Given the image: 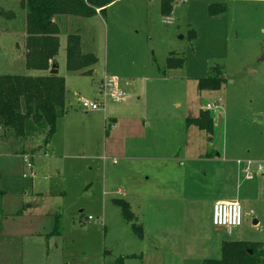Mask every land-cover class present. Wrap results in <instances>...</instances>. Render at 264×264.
<instances>
[{
    "label": "rangeland",
    "instance_id": "1",
    "mask_svg": "<svg viewBox=\"0 0 264 264\" xmlns=\"http://www.w3.org/2000/svg\"><path fill=\"white\" fill-rule=\"evenodd\" d=\"M162 1L117 0L103 14L56 17L66 113L52 140L38 135L24 155L0 142V264H204L222 258L224 241H264V173L256 171L264 166V0H226L225 13L207 15L210 32L203 22L212 0H167L169 15ZM0 10V75H44L24 65L25 4L0 0ZM70 33L97 58L91 74L68 70ZM217 64L226 83L201 91ZM107 79L126 93L121 103L99 93ZM82 98L102 106L86 111ZM201 109L214 118L212 140L187 125ZM220 144L228 155L206 158ZM249 160L253 179L242 173ZM163 174L170 185L158 192ZM219 178L242 206V225L231 234L213 224ZM121 198L131 199L142 237L115 204ZM58 219L62 233L53 235Z\"/></svg>",
    "mask_w": 264,
    "mask_h": 264
},
{
    "label": "trees",
    "instance_id": "2",
    "mask_svg": "<svg viewBox=\"0 0 264 264\" xmlns=\"http://www.w3.org/2000/svg\"><path fill=\"white\" fill-rule=\"evenodd\" d=\"M27 12L26 22V57L25 64L29 69L47 71L51 69L60 48V27L56 17L71 14L84 18L98 13L103 14L115 0H22ZM221 5V6H220ZM174 4L162 1V12L169 15ZM224 4L211 3L210 15L225 12ZM2 11V10H0ZM196 37V33L192 35ZM67 67L70 72L91 74L87 67L94 65L97 58L84 54L81 50V36L75 33L67 37ZM169 65L173 66L172 58ZM220 65H213L210 75L199 81L201 91H213L222 88L226 79L222 77ZM66 113V83L59 74L28 76L19 74L0 75V142L5 141L12 152L25 154V146L38 135H45L44 143L50 142L57 128V121ZM188 125H196L211 135L213 118L210 113L201 109L198 117L188 118ZM28 142V143H27ZM17 146L19 149H17ZM3 192L0 191V199ZM123 217L132 223L138 236H143V228L134 223V215L129 202L116 200ZM0 213L2 206L0 203ZM61 223L55 222L53 235L62 233ZM114 264H123L118 259ZM204 264H264V241L251 243L245 241H225L222 244V258L208 259Z\"/></svg>",
    "mask_w": 264,
    "mask_h": 264
},
{
    "label": "built area",
    "instance_id": "3",
    "mask_svg": "<svg viewBox=\"0 0 264 264\" xmlns=\"http://www.w3.org/2000/svg\"><path fill=\"white\" fill-rule=\"evenodd\" d=\"M185 1V0H181ZM99 92L106 99H111L113 102L121 103L126 97V93L121 91L117 84L113 80H104L101 84ZM221 101L219 100L215 103H207L205 105L206 110H211L212 108H218L221 106ZM82 108L86 111L98 110L102 103L98 101H91L85 98L80 100ZM264 161V160H263ZM239 165H243L244 162L239 160ZM252 161H246L243 166L242 171H244L247 179H253L252 174ZM27 166L32 168L33 164L27 160ZM264 166L259 163L256 171L258 173H263ZM213 224L217 227H224L227 229L228 233L231 234L233 230L242 225V206L238 201H218L213 206Z\"/></svg>",
    "mask_w": 264,
    "mask_h": 264
},
{
    "label": "crops",
    "instance_id": "4",
    "mask_svg": "<svg viewBox=\"0 0 264 264\" xmlns=\"http://www.w3.org/2000/svg\"><path fill=\"white\" fill-rule=\"evenodd\" d=\"M115 1H117V0H115ZM213 2H215V3H217V4H224L225 6H226V0H212V3ZM211 4V3H210ZM210 4H209V6H210ZM209 6H207L208 7V9H206L207 11H206V13H205V17L206 18H204V24H205V29H204V31H208V32H210V31H213V28L211 27V24L213 23L209 18H207L208 16H210L211 18H214L213 17V15H210V13H209ZM225 12H226V10H225ZM225 12H223V13H225ZM208 15V16H207ZM218 15H222V13L221 14H218ZM214 16H216V15H214ZM191 35H194L195 34V31H194V29H191ZM65 35H67V37H68V34H65ZM60 37V36H59ZM66 49H67V45H66ZM26 52H27V50H26ZM26 52H25V54H24V65H25V68L26 69H28L29 70V68H27L26 67V64H25V57H26ZM53 64H56V62L55 63H53ZM53 66V65H52ZM220 67H222V71H223V73H224V70H223V67L224 66H222L221 64H220ZM51 69H52V67H51ZM51 69H49V70H47V71H44L43 70V72H44V75H47V74H49L50 73V70ZM34 70H37V69H34ZM210 70H211V68H210ZM249 73H252V74H256L257 72L255 71V70H250V72ZM59 74V73H58ZM39 76H42V75H39ZM63 77V76H62ZM222 77L223 78H226V76L223 74L222 75ZM101 82V81H100ZM100 82L98 83V89L101 87V84H100ZM65 83H66V81H65ZM223 86H224V84H223ZM222 86V87H223ZM100 93V92H99ZM101 94V93H100ZM226 111V110H225ZM225 111H223V113H225ZM200 114V113H199ZM210 115H211V113H210ZM199 116V115H198ZM198 116H196V117H198ZM212 116V115H211ZM190 118H195V117H190ZM212 118H213V116H212ZM223 116L221 117V115L219 116V126L220 125H222V123H223ZM114 124H113V130L111 129V131H112V133L114 134V132H116V131H118V127H119V125H118V123H117V121L116 120H114V122H113ZM188 125V124H187ZM188 126H195V127H197L199 130H201L198 126H196V125H188ZM225 127H226V129H227V134H226V137H227V139H228V127L226 126V123H225ZM112 128V127H111ZM221 128V127H220ZM110 128L107 126L106 127V129H105V131H106V136L107 135H110V130H109ZM203 133H205L207 136H209L210 137V140H212V135H209V134H207L206 132H204L203 130H201ZM213 132H214V118H213ZM213 134V133H212ZM221 134H222V132H221ZM222 136H223V138H224V135L222 134ZM53 138V137H52ZM52 140V139H51ZM50 140V141H51ZM213 142V141H212ZM160 144H163V143H160ZM214 144V143H213ZM148 150V149H147ZM156 151V150H155ZM215 151L217 152V155L216 156H212V155H210V153H207L208 154V156L206 157V158H208L209 160H216L217 162H221V152H223L224 154H226V155H228V153H229V150H228V145L226 144V146H222V144H220L218 147H217V149H215ZM250 152H251V149L249 150ZM148 152L149 153H151L149 150H148ZM154 153H156V152H153L152 154H154ZM152 157V156H151ZM178 158H180V157H177L176 159H178ZM161 159H163V157L162 156H159V160H161ZM187 158H185V160H186ZM180 161H181V159H179ZM188 160V159H187ZM193 160V159H192ZM222 161H224L225 162V160L223 159ZM239 161V160H238ZM238 163V162H237ZM32 168H33V166H32ZM256 168V167H255ZM242 173H243V171H242ZM264 173V172H263ZM246 176V175H245ZM162 177H163V179H162ZM162 177H160L159 176V180H158V183H159V190H158V192H162V190L165 192L166 190H167V188H168V186L170 185V182H169V180H167V175L166 174H163L162 175ZM149 180H150V177H149ZM219 180H220V184L218 185V192L216 191V194H218V198L213 202V203H211L212 205H214L216 202H218V201H237L238 200V198L237 197H235V193H233V192H231L232 190L230 189V187L226 184V182L225 181H223V180H221L220 178H219ZM161 188V189H160ZM123 196H125V193L123 194ZM126 197H127V195H126ZM151 196H149L148 197V199L150 198ZM116 200H120V199H115L114 200V202L116 201ZM121 200H126L127 202H129V204H130V206H131V210H132V205H131V199H124V198H121ZM115 204H116V202H115ZM132 212H133V215H134V217H135V219H136V214H135V212L132 210ZM135 221V220H134ZM141 226V225H140ZM54 227H55V224H54ZM143 228V227H142ZM54 231V230H53ZM225 242V241H224ZM223 242V243H224ZM222 243V244H223Z\"/></svg>",
    "mask_w": 264,
    "mask_h": 264
},
{
    "label": "water",
    "instance_id": "5",
    "mask_svg": "<svg viewBox=\"0 0 264 264\" xmlns=\"http://www.w3.org/2000/svg\"><path fill=\"white\" fill-rule=\"evenodd\" d=\"M51 74H58L59 73V69H58V65L57 64H53L52 69L50 70Z\"/></svg>",
    "mask_w": 264,
    "mask_h": 264
}]
</instances>
